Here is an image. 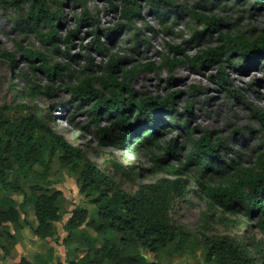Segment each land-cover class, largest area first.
<instances>
[{"label":"trees","instance_id":"trees-1","mask_svg":"<svg viewBox=\"0 0 264 264\" xmlns=\"http://www.w3.org/2000/svg\"><path fill=\"white\" fill-rule=\"evenodd\" d=\"M17 1L19 0L2 2L16 5ZM27 1L29 5L26 20L42 44H50L53 50L58 51L59 42H71L73 31L66 33L63 39L57 36L62 15L60 7L50 10L46 0ZM70 1L83 8L85 16L82 20L91 21L92 17L83 5L85 0ZM140 1L153 6L160 18H163L165 10L168 11V6H176L172 0H121L124 32L128 34L131 23L139 16ZM206 1L207 5L214 6L222 0ZM180 7L202 24L200 34L217 32L220 41L218 46L208 47L200 55L187 61L197 68L206 65L205 62L216 64L217 80L225 94L239 97V91L228 87V73L223 63H228L233 69L245 68L258 60L264 63V33L227 39L220 32L221 18L197 15L187 11L184 6ZM42 26L47 28L46 33L41 30ZM110 32V29L104 30L105 34ZM98 38L95 31L94 40ZM136 42L134 39V43ZM143 43L147 44L145 41ZM95 48L101 52L103 42L97 40ZM171 50L179 53L178 46L171 47ZM0 55L10 66L16 62L12 52L1 51ZM22 55L30 62L40 58L42 63L38 69L50 80L60 76L67 68L61 65L46 66L42 55L28 49H24ZM63 56L68 57L69 54L63 53ZM118 61L111 58L104 69L105 73L100 76L81 73L77 83L68 87L74 108L82 109L92 123L86 129L97 138L99 146L121 150L146 149L153 154L156 164L163 162L166 155L174 154L176 157L178 154L175 137L169 138L163 146L159 143L161 139L171 129L183 133L188 146L183 168L196 167L202 178L216 176L219 179L217 184L198 181L204 197L211 205L220 207L224 212L241 213L252 222L262 237L260 242L243 243L227 235H204L206 262L264 264V153L260 152L254 165L249 167L240 166L233 157L223 158L219 151L228 147L221 137L212 140L208 130H204L199 136L193 134L189 126L192 99L179 110L177 90L163 95L140 94L132 86L126 71H122L120 79H117ZM184 61L185 57H173L165 59L164 65L172 72L176 65ZM172 80V75L166 79L168 83ZM46 90L53 89L32 83L27 89L20 91L19 96H26L31 100L45 94ZM244 103L259 120L264 135V112L250 106L247 101ZM9 109L6 105H0V238L11 245L17 241L16 234L21 228L20 211L12 194L22 193L24 202L31 203L33 207L35 225L32 233L44 241L58 240L55 223L63 218L59 205L62 192L55 190L47 193L51 162L55 158L60 166L77 174L81 190L93 193L91 203L95 208L94 217H90L86 208L74 209L63 224L66 232L64 244L70 245L73 241L82 239L86 246L82 252H79L78 247L71 249L72 251L69 249L66 264H163L158 260H149L141 252V248L152 253L167 250L170 255H183L186 247L182 245V238L188 231L171 217L174 198L183 192V185L179 180L181 168L159 167L158 170H164L173 178L160 177L154 182L141 183L134 192H129L115 179V173L101 170L82 148L54 129L50 115L43 116L32 108L26 115L12 119L6 113ZM244 131L250 132L251 129ZM155 148H161L162 153H153ZM117 167L119 169L121 166ZM19 176L25 181H33L28 186V194L19 184ZM83 224L91 228L95 236L85 232L81 227ZM0 247L7 252L1 240ZM17 264L63 263L56 259L53 250L49 248L46 253L37 252L33 260L21 257Z\"/></svg>","mask_w":264,"mask_h":264},{"label":"rangeland","instance_id":"rangeland-1","mask_svg":"<svg viewBox=\"0 0 264 264\" xmlns=\"http://www.w3.org/2000/svg\"><path fill=\"white\" fill-rule=\"evenodd\" d=\"M2 1L10 0H0V52H12L16 58V62L10 66L0 55V105L10 107L6 112L10 118L18 119L32 108L43 116L50 115L54 129L82 148L101 170L115 173V179L129 192H134L141 183L154 182L160 177L173 178L164 170H158L159 167L166 169L173 166L182 169L179 180L183 185V192L174 198L171 217L188 231L182 238V245L186 250L179 257L175 253L170 255L167 250L152 253L141 248V252L149 260H158L163 264H212L206 262L204 256L206 248L203 236L214 233L233 237L243 243L260 242V233L241 213L224 212L220 207L211 205L204 197L198 181L217 184L219 179L216 176L202 178L196 167L183 168L184 154L188 150L183 133L171 129L161 139L159 143L163 146L169 138L175 137L178 154L176 157L174 154L166 155V159L159 164L154 162L153 154L146 149L121 150L99 146L97 138L86 129L92 124L89 117L82 109L74 108L68 87L77 83L83 72L95 76L104 74L111 58H116L119 60L118 80L120 73L126 71L132 86L143 95H163L177 90L179 110L192 99L189 126L193 134L199 136L204 130L210 131L212 140L221 137L228 147L219 151L223 158L233 157L242 167L252 166L259 153H264V135L259 120L244 101L264 112V63L258 60L257 63L239 69L223 63L228 73V87L236 89L240 95L236 98L225 94L217 80L216 64L205 62L206 65L197 68L187 61L194 59L208 47L218 46V33L200 34L202 24L180 6L197 15L221 18L222 36L234 39L264 33V0H222L214 6L207 5L206 0H172L176 6H168L163 18L159 17L153 6L140 1L139 16L131 23L129 34L124 32L121 0L83 1L92 17L91 21L82 20L85 12L79 4L75 5L70 0H46L50 10L58 7L62 9L57 36L63 39L66 33L73 31L71 42H59L58 51L53 50L50 44H42L32 32L26 20L29 5L27 0H19L16 5L4 4ZM118 25H121L120 28H117ZM105 29H110V34H105ZM41 30L47 32V28L43 26ZM95 31L99 36L96 40ZM134 39L137 40L136 43ZM97 40L104 44L101 52L95 48ZM175 46L179 47V53L171 50ZM24 49L42 55L46 66L61 65L67 68L60 76L50 80L38 69L42 60L35 58L33 62L28 61L22 55ZM63 53L69 56H63ZM173 57H185V61L170 72L164 63L165 59ZM170 75L173 80L168 83L166 79ZM32 83L40 87L50 86L53 90H46L45 94L31 100L26 96L20 97V91L27 89ZM246 129L251 131H244ZM153 153H162V149L155 148ZM117 165L121 167L118 169ZM18 180L28 194V186L33 181H25L21 176ZM48 180L47 193L55 190L62 192L59 205L63 218L55 223L58 240L44 241L32 233L35 225L32 204L24 202L22 193H14L12 197L20 211L21 228L16 234L17 241L12 245L0 238L7 249L5 253L0 247V264H17L21 257L33 260L37 252L46 253L49 248L53 250L56 259L66 264L69 249L72 251L71 249L78 247L79 252L86 249L82 239L73 241L70 245L63 243L66 236L63 224L74 209L86 208L90 217L95 216V208L91 203L93 193L81 190L77 174L60 166L55 158L51 162ZM81 227L95 236V232L86 224ZM10 231L13 232V229L10 228Z\"/></svg>","mask_w":264,"mask_h":264}]
</instances>
